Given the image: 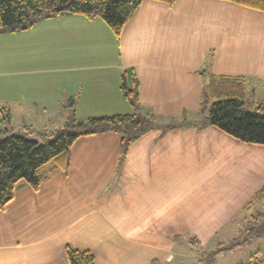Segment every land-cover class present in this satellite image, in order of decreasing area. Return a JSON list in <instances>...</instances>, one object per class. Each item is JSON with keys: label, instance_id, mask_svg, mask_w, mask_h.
Here are the masks:
<instances>
[{"label": "crops", "instance_id": "crops-1", "mask_svg": "<svg viewBox=\"0 0 264 264\" xmlns=\"http://www.w3.org/2000/svg\"><path fill=\"white\" fill-rule=\"evenodd\" d=\"M42 20L55 42L51 60L36 69L17 47L16 66L0 75L10 124L17 117L28 130L23 117L39 114L45 135L69 122L70 104L80 122L140 110L159 125L190 124L150 129L125 154L117 131L78 137L66 168L48 164L36 191L19 183L0 209V264H70L67 247L89 252L94 264L205 261L195 249L204 251L264 186V146L200 125L210 104L204 85L244 79V98L264 96V11L225 0H142L118 40L97 20ZM14 33L0 35V48ZM123 73L138 83L135 105L118 90ZM51 113L59 120H42Z\"/></svg>", "mask_w": 264, "mask_h": 264}, {"label": "trees", "instance_id": "trees-1", "mask_svg": "<svg viewBox=\"0 0 264 264\" xmlns=\"http://www.w3.org/2000/svg\"><path fill=\"white\" fill-rule=\"evenodd\" d=\"M142 0H0V35L23 32L32 28L42 18L60 15L80 16L88 21L102 22L118 40L122 28L130 19ZM247 8L264 11V0H225ZM173 0H170V4ZM118 90L122 98L131 105L137 102L138 83L131 75L123 73ZM203 104H210L200 120V125H210L229 137L245 143L264 146V102L256 112H242L245 96L244 79L209 77L204 85ZM71 115L62 128L38 137L29 134L16 135L11 131L10 116L6 108L0 107V209L10 202L19 183L36 191L44 181L45 167L58 164L64 169L68 165V152L80 136H88L108 130L122 134V149L125 154L130 142L150 129H170L190 123L174 122L159 125L152 115L139 112L133 114L92 117L76 121L72 104L68 105ZM165 131V130H164ZM264 199V186L243 207L248 210ZM250 225L257 224L250 217ZM246 237L234 239L224 247L212 251L214 255L242 246L250 237H262L255 232L256 226L246 227ZM252 230V231H251ZM258 252V251H257ZM70 264H94L93 256L87 251L65 249ZM249 264H262L254 259Z\"/></svg>", "mask_w": 264, "mask_h": 264}, {"label": "rangeland", "instance_id": "rangeland-1", "mask_svg": "<svg viewBox=\"0 0 264 264\" xmlns=\"http://www.w3.org/2000/svg\"><path fill=\"white\" fill-rule=\"evenodd\" d=\"M44 21L45 20L38 22L26 34H22L23 32L14 33L12 37L15 38H12V42L6 40L2 43V48H0V75L10 72L9 66H12L11 62L14 63V61L10 60L11 50L17 47H20L21 50L27 49L30 62H33V66L35 65L36 69H38L41 64L48 63L51 60V55L53 54L51 52V45L55 42L52 40L51 31L42 26ZM14 65L16 66L15 63ZM2 92L5 91L2 89ZM263 99L264 96L259 94H256L254 97L249 95L246 96L243 100L242 112H256L257 105ZM53 114L54 113L43 114L42 120H59L61 115ZM36 115L39 114H34V117H32V115L23 117L26 120L28 130L23 129L20 125V118L15 117L16 119H13L10 124L12 133L16 135L29 134L33 137L41 136L43 134L41 122H39V117ZM56 129L55 127L48 128L50 132ZM5 136V134L0 133V140ZM251 216L257 221V224H251L252 226H256L255 232L262 234L264 231V200L256 203L250 209L236 212L230 217L222 229H218L217 234L214 235L210 244L204 246V251L201 252L195 249L196 253L199 252L203 254L206 260L204 261L201 258V261L195 259L192 262L194 264H249L256 258V260H260L261 263L264 264V233L262 237H250L242 246L236 247L232 252L215 254V256L207 252L216 247H222L223 244L231 242L234 239L238 241L242 237H246L248 235L247 232H250V229L246 231V227H251L249 223Z\"/></svg>", "mask_w": 264, "mask_h": 264}]
</instances>
